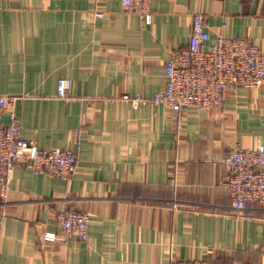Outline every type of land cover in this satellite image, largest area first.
Listing matches in <instances>:
<instances>
[{"label":"crops","instance_id":"obj_1","mask_svg":"<svg viewBox=\"0 0 264 264\" xmlns=\"http://www.w3.org/2000/svg\"><path fill=\"white\" fill-rule=\"evenodd\" d=\"M151 11L147 24L121 0H0V97L16 98L24 138L79 157L69 179L18 166L0 186V264H264V207L233 214L224 167L234 146L264 145V87L229 89L211 112L151 101L197 14L206 48L223 32L264 51V0H152ZM63 209L89 215L87 241L44 239L63 235Z\"/></svg>","mask_w":264,"mask_h":264},{"label":"built area","instance_id":"obj_2","mask_svg":"<svg viewBox=\"0 0 264 264\" xmlns=\"http://www.w3.org/2000/svg\"><path fill=\"white\" fill-rule=\"evenodd\" d=\"M130 13L152 23V0H121ZM100 17L103 14H98ZM227 25H223L225 29ZM211 34L203 15L197 14L192 23L188 48L173 51L165 63L166 84L152 102L168 107L173 113L194 107L211 112L224 107L227 90L261 89L264 87V51L253 40L231 37L219 32L208 48ZM72 82L58 81L57 96L71 100ZM16 98L0 97V110L9 109L10 123L0 129V186L6 191L18 166L37 174L61 179L71 178L77 169L78 154L68 149L44 150L24 138L21 120L13 107ZM227 172L225 186L231 198V210L244 216L252 204L264 207V145L246 149L234 146L224 160ZM63 235L48 234L49 242L59 239H89V215L74 209L57 214ZM171 264H218L208 259L175 260Z\"/></svg>","mask_w":264,"mask_h":264},{"label":"rangeland","instance_id":"obj_3","mask_svg":"<svg viewBox=\"0 0 264 264\" xmlns=\"http://www.w3.org/2000/svg\"><path fill=\"white\" fill-rule=\"evenodd\" d=\"M47 242H49L47 239H46V237L44 238Z\"/></svg>","mask_w":264,"mask_h":264}]
</instances>
